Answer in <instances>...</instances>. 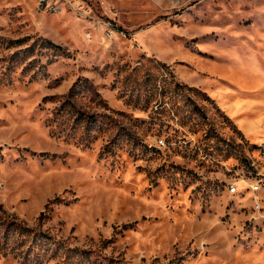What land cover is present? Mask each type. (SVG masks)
Instances as JSON below:
<instances>
[{
    "label": "rangeland",
    "instance_id": "374dc122",
    "mask_svg": "<svg viewBox=\"0 0 264 264\" xmlns=\"http://www.w3.org/2000/svg\"><path fill=\"white\" fill-rule=\"evenodd\" d=\"M50 2L0 0V264H264V0Z\"/></svg>",
    "mask_w": 264,
    "mask_h": 264
},
{
    "label": "built area",
    "instance_id": "2783aa9c",
    "mask_svg": "<svg viewBox=\"0 0 264 264\" xmlns=\"http://www.w3.org/2000/svg\"><path fill=\"white\" fill-rule=\"evenodd\" d=\"M41 1L46 2L48 5H51V3H52V2H50V0H41ZM252 187L254 190H257L259 188L258 185H252ZM236 189H237L236 186L232 187V191H235Z\"/></svg>",
    "mask_w": 264,
    "mask_h": 264
}]
</instances>
